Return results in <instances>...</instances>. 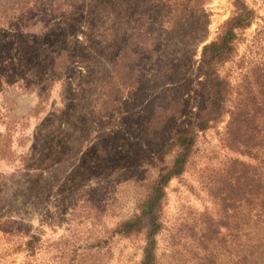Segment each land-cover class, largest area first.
Wrapping results in <instances>:
<instances>
[{
    "label": "rangeland",
    "instance_id": "obj_1",
    "mask_svg": "<svg viewBox=\"0 0 264 264\" xmlns=\"http://www.w3.org/2000/svg\"><path fill=\"white\" fill-rule=\"evenodd\" d=\"M22 1L0 0V137L7 126L10 147L6 156L0 157V223L18 224L26 236L20 240L21 250L12 253L0 233V264H57L55 243L90 230L88 206L97 195L88 187L98 173L103 172L99 178L104 184L101 201L113 209L103 217L102 227H96L94 232L100 234L131 217L142 183L154 177L171 157L162 154L159 142L146 139L142 132L146 104L153 92L150 74L126 91L119 107L108 115L96 108L113 50L128 29L126 14L143 8L148 0H80L65 32L52 28L45 33L42 27L58 21L46 14L51 0H29L30 12L21 17L16 15V7ZM240 1L253 10L254 19L238 35L231 60L220 68L233 91L251 67L264 72V0ZM233 2L208 0L203 7L208 15L206 38L189 50L188 84L180 91L185 101L183 122L192 121L196 111L194 93L201 83L196 67L201 48L217 36L233 11ZM149 20L154 27L157 15L150 14ZM26 40L35 44L27 46ZM64 42H68L70 53L68 65L49 75L47 65ZM42 78L49 79L51 86L42 110L35 114L31 110L43 94ZM224 123L199 136L186 170L167 184L162 228L156 237L157 264H237L242 244H246L237 233L241 208L224 218L208 189L230 160L251 166L257 160L220 145ZM259 158L264 163V146ZM107 162L115 167L105 173ZM208 224L216 234L203 243L200 237ZM141 243L139 237L116 240L107 264H135ZM256 262L264 264V254Z\"/></svg>",
    "mask_w": 264,
    "mask_h": 264
},
{
    "label": "trees",
    "instance_id": "obj_2",
    "mask_svg": "<svg viewBox=\"0 0 264 264\" xmlns=\"http://www.w3.org/2000/svg\"><path fill=\"white\" fill-rule=\"evenodd\" d=\"M207 1L148 0L143 8L135 6L140 9L126 14L128 29L113 50L109 76L102 82L96 108L100 114L108 115L119 107L126 91L136 88L150 74L148 83L153 92L146 104L142 132L146 139L159 142L162 154L171 158L154 177L142 183L131 217L115 222L100 234L94 232L96 227H102L103 217L113 209L112 205L101 201L104 184L99 178L103 177V172L98 173L88 187V190L95 189L97 195L88 206L90 230L55 243L58 248L53 258L57 264H107L112 259L115 241L130 237H139L142 242L135 264H157L156 237L162 228L161 210L167 184L184 173L199 136L224 120L218 138L220 145L234 154L257 160V163L251 166L244 161L230 160L213 179L208 191L219 204L224 218L228 212L241 208L237 233L246 244H242L237 264H258L256 258L264 254V163L259 158L264 146V72L258 66L251 67L240 77L236 91L220 74V68L234 55L238 35L254 19L253 10L243 1L234 0L233 11L221 24L217 36L202 46L196 67V75L201 77L194 93L196 111L192 121L180 120L185 110L180 91L187 87V74L191 69L189 50L204 43L206 38L208 15L203 7ZM28 2L23 0L16 7L17 16L30 12ZM79 2L51 0L46 14L58 21L42 27V33L52 28L65 32ZM150 14L157 15L154 27H151ZM19 28L23 27L20 25ZM26 42L27 46L35 44L30 40ZM67 47L68 42H64L51 58L47 74H57L68 65L70 53ZM39 85L43 94L31 110L35 114L42 110L51 83L42 78ZM232 95L235 96L233 99ZM8 130L6 126L0 137V157L6 156L10 148ZM97 152L100 159L105 158L100 148ZM112 163H105V173L115 167ZM81 201L85 202L83 198ZM219 224L227 228L225 222ZM19 227L7 220L0 223V233L10 244L12 253L21 250L20 240L26 236ZM215 234L216 229L208 224L200 239L204 243Z\"/></svg>",
    "mask_w": 264,
    "mask_h": 264
}]
</instances>
